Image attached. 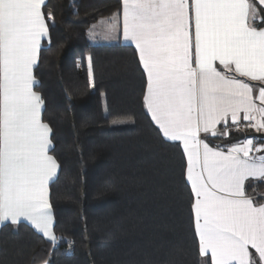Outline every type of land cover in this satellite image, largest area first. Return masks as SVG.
Listing matches in <instances>:
<instances>
[{"label":"snow or ice","instance_id":"obj_1","mask_svg":"<svg viewBox=\"0 0 264 264\" xmlns=\"http://www.w3.org/2000/svg\"><path fill=\"white\" fill-rule=\"evenodd\" d=\"M45 3L0 0V222L24 219L55 246L67 240L55 234L50 200L60 165L33 74L49 35L46 19L53 20ZM257 20L264 24L254 0H121L89 29L92 39H115L122 28L134 46L143 106L162 137L182 148L191 222L210 264H264V203L245 191L249 178L264 180V142H207L209 134L228 137L229 121L264 133V27ZM92 80L89 58L90 87Z\"/></svg>","mask_w":264,"mask_h":264},{"label":"trees","instance_id":"obj_2","mask_svg":"<svg viewBox=\"0 0 264 264\" xmlns=\"http://www.w3.org/2000/svg\"><path fill=\"white\" fill-rule=\"evenodd\" d=\"M120 5L46 0L45 16L51 12L53 20L46 19L35 90L60 165L50 184L54 230L67 240L54 246L26 223L2 224L0 264H210L199 254L191 222L182 148L162 137L143 106L145 79L134 47L87 39L89 26ZM256 6L264 17V7ZM229 128L228 137L207 142H264V133ZM261 188L264 180L246 184L248 193Z\"/></svg>","mask_w":264,"mask_h":264},{"label":"crops","instance_id":"obj_3","mask_svg":"<svg viewBox=\"0 0 264 264\" xmlns=\"http://www.w3.org/2000/svg\"><path fill=\"white\" fill-rule=\"evenodd\" d=\"M121 1V0H120ZM254 2H256V4H258L259 5V3H258V0H254ZM99 22V21H98ZM97 22V23H98ZM96 24V23H95ZM94 25V24H93ZM264 27V26H263ZM89 28H91V26H89ZM89 30V29H88ZM101 29L98 27L97 28V31H100ZM114 35H116L117 36V38H115V39H103L102 37H100V36H98V37H96L95 39H92V38H89L90 36H89V32L87 31V36H88V38L87 39H89L92 43H94V44H99V43H115V42H120V43H123V44H126V45H128L125 41H123V38H122V28H121V31L120 32H118V33H116V34H114ZM48 39V37H46L43 41H42V46H43V42L45 41V40H47ZM41 46V47H42ZM132 47H134V46H132ZM38 63V62H37ZM37 65V64H36ZM34 68H35V66H34ZM34 68H33V74H34ZM35 77V76H34ZM35 80H36V78H35ZM37 81V80H36ZM250 83H253V84H257L258 85V82H250ZM34 90H35V88H34ZM36 91V90H35ZM150 116V115H149ZM151 118V117H150ZM152 122V121H151ZM244 123H246V122H244ZM219 129H220V131L222 132L223 130H224V125L223 124H221V125H218L217 126ZM229 127H232L231 126V122L229 121ZM230 129V128H229ZM202 136L204 135V134H201ZM208 136H211L210 134L208 135ZM211 145V144H210ZM211 146H213V145H211ZM52 148V147H51ZM51 150V149H50ZM51 154V153H50ZM249 181H259V180H257V179H253V178H249V180H247L246 181V184L249 182ZM246 184H245V191H246ZM246 194L249 196V197H251L255 202H257V203H264V191L262 190V188L261 189H257V190H254V191H251V192H246ZM261 195L263 198H256L255 197V195ZM20 222H23V223H26V224H28L30 227L32 226L28 221H26V220H24V219H21L18 223H20ZM7 224V223H11L10 221H3V222H0V226L2 225V224ZM12 224V223H11ZM17 224V223H16ZM32 228L34 229V227L32 226ZM35 230V229H34ZM36 231V230H35ZM37 232V231H36ZM37 233H39V232H37ZM42 237H43V235L41 234V233H39ZM46 239V238H45ZM47 240V239H46ZM250 251L252 252V254H253V256H255L256 254H255V250L254 249H250ZM209 258H210V254H209Z\"/></svg>","mask_w":264,"mask_h":264},{"label":"built area","instance_id":"obj_4","mask_svg":"<svg viewBox=\"0 0 264 264\" xmlns=\"http://www.w3.org/2000/svg\"><path fill=\"white\" fill-rule=\"evenodd\" d=\"M250 138H254L256 140V142H257V138L256 137H250Z\"/></svg>","mask_w":264,"mask_h":264},{"label":"rangeland","instance_id":"obj_5","mask_svg":"<svg viewBox=\"0 0 264 264\" xmlns=\"http://www.w3.org/2000/svg\"><path fill=\"white\" fill-rule=\"evenodd\" d=\"M90 29V28H89ZM88 32H89V30H88ZM90 38V37H89Z\"/></svg>","mask_w":264,"mask_h":264}]
</instances>
